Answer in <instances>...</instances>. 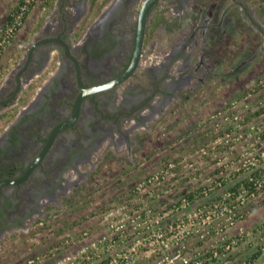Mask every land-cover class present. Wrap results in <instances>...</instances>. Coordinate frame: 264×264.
Instances as JSON below:
<instances>
[{"label":"rangeland","instance_id":"374dc122","mask_svg":"<svg viewBox=\"0 0 264 264\" xmlns=\"http://www.w3.org/2000/svg\"><path fill=\"white\" fill-rule=\"evenodd\" d=\"M163 1L173 4L162 11L166 24L152 31L151 41L159 38L152 63L170 51L177 57L172 101L149 120L129 116L124 131L110 137L91 163L72 171L66 190L45 201L44 212L0 240V264H56L86 243L99 242L111 227L173 228L178 239L170 258L171 253L200 252L210 263L211 251L227 245L220 264H264V180L257 184L259 195L238 198L234 217L218 211L224 185L264 168V115L259 114L264 107V5L226 0L201 11L197 0L185 9L177 8L176 0ZM19 2L0 0V35ZM43 2L36 1L20 32L3 44L0 85L19 60V47L32 40L45 12ZM224 138L229 148L220 152ZM222 165L227 173L211 177ZM212 201L216 210L209 207ZM95 251L91 246L90 256ZM160 251L142 248L136 260L145 264Z\"/></svg>","mask_w":264,"mask_h":264},{"label":"flooded vegetation","instance_id":"af4514ba","mask_svg":"<svg viewBox=\"0 0 264 264\" xmlns=\"http://www.w3.org/2000/svg\"><path fill=\"white\" fill-rule=\"evenodd\" d=\"M144 1L43 2L45 12L32 40L19 47L20 58L0 85V240L25 229L44 212L45 201L66 190L72 171L91 163L110 137L124 131L129 116L149 120L172 101L177 57L170 51L153 64L159 38L150 37L168 21L162 11L173 2L156 0L148 10L135 73L119 85L86 94L77 109L83 90L106 85L129 69ZM190 2L174 4L185 9ZM225 2L197 0L195 5L202 11ZM26 9L22 8L20 18ZM182 81L178 77L177 85ZM156 101L157 110L151 107ZM77 110V118L57 130ZM31 169L20 183H4L23 179Z\"/></svg>","mask_w":264,"mask_h":264},{"label":"built area","instance_id":"2783aa9c","mask_svg":"<svg viewBox=\"0 0 264 264\" xmlns=\"http://www.w3.org/2000/svg\"><path fill=\"white\" fill-rule=\"evenodd\" d=\"M14 31L15 27H9L8 31L5 33L6 35L2 36L3 38L0 43V50L3 47V44L7 45V43H10L8 41H10ZM7 39L9 40L7 41ZM262 179L264 180V175L256 181V186ZM259 190L262 191V189ZM252 195L254 196V194ZM186 200L189 201L187 198ZM221 200L222 202L220 203L218 211H221L222 213L225 212L229 214L230 217H234L235 211L237 212V209L234 208V204L236 202L231 203L230 206L226 195ZM215 205L216 203L213 202V204L209 206L210 209H215ZM146 214H144V216H146ZM154 215L161 216L160 213L156 212ZM172 229L173 228H168L167 230L166 227H163L162 229L155 227L107 228V232L103 234V237L99 242L86 243L83 245L84 248L82 247V251L76 252L74 255L69 257H61L62 259L58 258L56 264H139L136 260V255H138L137 251L142 248L154 247L157 250H162L160 251L162 255L149 259L150 261L145 264H220L219 259L223 256V252L220 253V251H222L223 248H226L227 245L222 248L218 247V249L214 248L211 251L210 254L214 261L210 263L204 261L200 252L196 253L195 256H189V253L183 254L182 252L177 253L176 255L171 253L172 258H170L169 249L174 244L173 241L175 237L177 238L175 235L176 230L173 231ZM91 246L97 250L92 256L89 254V248ZM108 252L112 254L111 257H105Z\"/></svg>","mask_w":264,"mask_h":264},{"label":"trees","instance_id":"16d2710c","mask_svg":"<svg viewBox=\"0 0 264 264\" xmlns=\"http://www.w3.org/2000/svg\"><path fill=\"white\" fill-rule=\"evenodd\" d=\"M36 1L37 0H20L18 6L14 8V10L11 13V15L9 16L8 24L4 27V29L2 31V35H0V43L2 42V38H3L2 36L3 35H6L5 33L8 31L9 27H12V26L15 27V31L14 32L16 33V35L20 32L23 24L26 21V18L30 14V11L35 6ZM256 2L259 3L260 5H264V0H257ZM24 6H27V9H26V11L24 13L25 15H24L23 18L18 19L17 17L19 16V14L22 11V8ZM0 53H2V52H0ZM259 114L260 115H264V107L261 110V113H259ZM235 128H237V127H233L230 130L233 131V130H235ZM222 136L223 137H226V135H222ZM226 142H227L226 141V138H224V141H223V139H222V141H220L219 146H218L219 150H221L220 152H225L226 150H228L229 145H227ZM211 143L212 142H210V144ZM198 144L199 143H197V145ZM203 149L206 150L207 147H203ZM212 152H213L212 150H209L208 155H204V158L207 159V160H210V154ZM174 162L175 163H179L180 160L176 159V160H174ZM166 163H167V160L165 161V164ZM227 171H228L227 170V167H225L224 165H222V166L216 168L215 170H213V172L211 173V177L223 176L225 173H227ZM262 175H264V168L259 169V170H256L254 173H252L249 177H247L245 179L237 180L235 183H230V185H228V184L224 185V187L226 189V191H225L226 194L225 195L227 197L228 204L230 205L231 203L236 202L238 200V198L240 196H242L243 194L246 197H249L252 194L259 195L261 192L258 189V187L256 186V181L258 179H260L262 177ZM173 178H177V177L175 176ZM195 194L196 193H192L191 195H186V194H184V195H186V198L190 201V200L193 199V197L195 196ZM213 202L214 201H212L211 204H213ZM54 210L56 212H60V209H54ZM40 228L41 229H45L46 227H41L40 226ZM152 258H154V256L150 257V259H152Z\"/></svg>","mask_w":264,"mask_h":264},{"label":"water","instance_id":"95a60500","mask_svg":"<svg viewBox=\"0 0 264 264\" xmlns=\"http://www.w3.org/2000/svg\"><path fill=\"white\" fill-rule=\"evenodd\" d=\"M155 1L156 0H145L144 4L142 6L141 16H140V28H139V33H138V40H137V44H136L135 55H134L132 64L130 65L129 69L123 75L119 76L118 78L114 79L113 81L109 82L106 85L99 86V87H94V88H91V89H88V90H86V89L83 90V93L78 98L77 109H78L82 99L84 98V96L86 94L95 92L98 89L101 90V89H104V88H109V87H113V86L119 85V84L123 83L124 81H126L128 78H130L135 73L136 69L139 66V62H140L141 55H142V48H143V43H144L143 41H144V36H145V32H146L148 10H149L151 5ZM77 116H78V110H77V113H76L75 117L71 121H69L68 123L60 125L57 128V130H59L62 126H65V125L70 124L71 122H73L77 118ZM56 131H55V133H56ZM51 142H52V140H51ZM51 142H50V144H51ZM50 144L46 148L45 152L48 150ZM32 170L33 169H31L25 175V177L23 179H20V180H7V181H4V183H20L21 181H23L24 179L27 178V176L31 173ZM0 188H1V184H0Z\"/></svg>","mask_w":264,"mask_h":264}]
</instances>
